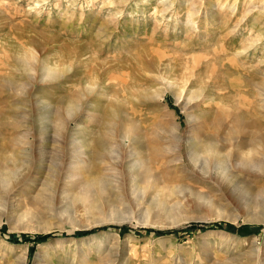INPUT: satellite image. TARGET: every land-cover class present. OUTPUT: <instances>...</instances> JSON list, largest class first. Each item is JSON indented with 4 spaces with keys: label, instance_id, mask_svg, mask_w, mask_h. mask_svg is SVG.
<instances>
[{
    "label": "rangeland",
    "instance_id": "rangeland-1",
    "mask_svg": "<svg viewBox=\"0 0 264 264\" xmlns=\"http://www.w3.org/2000/svg\"><path fill=\"white\" fill-rule=\"evenodd\" d=\"M263 105L264 0H0V264H264Z\"/></svg>",
    "mask_w": 264,
    "mask_h": 264
},
{
    "label": "bare ground",
    "instance_id": "bare-ground-1",
    "mask_svg": "<svg viewBox=\"0 0 264 264\" xmlns=\"http://www.w3.org/2000/svg\"><path fill=\"white\" fill-rule=\"evenodd\" d=\"M47 71H48L49 76H54L55 77L57 75V74H55L54 70H47ZM145 95H147L146 92H145ZM143 97L144 98L145 97L147 98L148 96H143ZM162 97H163V95H160L159 96V100H161ZM76 103H77L76 104V108L74 106L75 109H77V106L80 103V101L78 103V100H77ZM79 106H80V104H79ZM188 108L186 107L184 109H188ZM113 110L112 111L109 110V111H106L105 112V114H104V117H105V119H104L105 120V125H108L109 126L110 124L113 123L114 115L117 114L116 111H118L119 108L116 111H113ZM237 123L238 124L241 123L240 117L238 118ZM129 129H131V128H129ZM198 138H195L194 136H188L185 140H183V141L181 140V142H180L181 143L180 144L181 145L180 146L181 148L177 146L178 148H180V151H178V154H176V152H174V153L171 152V151L169 152L168 150L165 151L166 149H164V150H161L160 151L162 153H158V151L155 152L153 154V156L151 157L150 160L152 162H156V163L158 162L159 164H161L163 167H166V168H170L171 166H178L179 168H181L182 166L184 167L185 165H190V166H192L194 168V170H196L195 167H197V169L198 168H201L202 169V166L197 165L200 162L202 163L203 166L206 165V164H209V163L210 164L213 163L214 166H216V167H218L220 169L223 167L224 168V172H225L226 168L224 166H226V163H227V160H228L227 154L224 153V151L222 150V148L217 149V147L218 146L219 147L222 146L221 144H223V145L226 144V140H218L217 141V139H215L213 137H201L199 139ZM247 138H249V141L245 142V140H243V141H241L240 143H237V144H236L237 141L235 139H233V140H235V144H233V146L235 148H237V149H240V150H242V149H246L247 150L248 149L250 152H253V150L255 148H257V146H259V145L264 146V136H247ZM125 140L129 141L130 148L131 149H135L137 156H139V152H141V151L138 149L139 142H140V140L138 139V137L137 136H130L129 134L128 135L126 134V135H124V136L121 137V141L122 142H124ZM178 141H180V140H178ZM43 142H45L44 141V138L40 140V143L41 144H43ZM107 146H108V143H107V140H105V139H98V140L95 141V148H97L98 150L101 149V148H103V147H107ZM42 147H44V145H42ZM127 152H129V151H127ZM127 152L125 154H127ZM169 154H172L171 159H168ZM203 156H205V159H204ZM244 158L245 157L243 155H241L242 162H244ZM202 159H203V162H202ZM254 159L255 158H249L248 157V162H253V161H255ZM3 161H4L3 158L0 156V183L1 184L7 183L11 179V177L13 176V174H14V170L11 169V168H9V167H7V165ZM148 162L149 161H146L144 159H142V160L139 159V161H136L134 165H139V166L140 165H144V166H146V164ZM202 171H205V170H202ZM255 246H257V245H255ZM256 248L253 249L254 256H253V258H250L249 259L250 262H252V263L253 262L259 263V262L262 261V263H264V252L263 253H260L258 251V249H256ZM64 258H66V256ZM19 259L21 261L20 264H27L26 263V260H27L26 251L22 252V254H21V256H20ZM68 260L69 259H67V258L66 259H63L62 258L61 263L63 264V263H65V261H66V263L67 262H70V260L69 261ZM45 263L46 264H54L53 261L50 260V259L49 260H46ZM70 264H73V263L71 262Z\"/></svg>",
    "mask_w": 264,
    "mask_h": 264
},
{
    "label": "trees",
    "instance_id": "trees-1",
    "mask_svg": "<svg viewBox=\"0 0 264 264\" xmlns=\"http://www.w3.org/2000/svg\"><path fill=\"white\" fill-rule=\"evenodd\" d=\"M221 225L220 224H216L215 226L212 224V225H206V226H204L203 228H213V227H220ZM199 225L198 224H191L190 225V227L189 228H187L186 230L187 231H193V230H195V229H199ZM120 231H122L123 230V228H118ZM97 230H100V228H98V229H95V230H92V231H87V232H84V234H88V233H91V232H93V231H97ZM162 233H167V232H162ZM39 239V238H38ZM29 240V238L28 237H25L24 238V241H28Z\"/></svg>",
    "mask_w": 264,
    "mask_h": 264
}]
</instances>
